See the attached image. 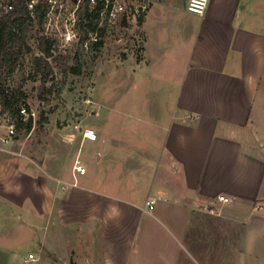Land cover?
Listing matches in <instances>:
<instances>
[{
	"label": "crops",
	"instance_id": "crops-1",
	"mask_svg": "<svg viewBox=\"0 0 264 264\" xmlns=\"http://www.w3.org/2000/svg\"><path fill=\"white\" fill-rule=\"evenodd\" d=\"M163 2L154 0L142 18L136 65L158 89L173 88L174 98L164 90L147 101L143 130L132 129L144 145L111 139L105 171L94 156L86 181L77 179L86 169L64 181L38 175L31 212L48 222L47 243L60 239L87 264H183V255L229 264L209 249L213 233L215 240L233 235L237 259L264 264V0H208L203 15L187 12V0L173 5L185 14L184 47L171 54L145 29L147 14ZM95 132L103 145L106 136ZM67 136L78 148L95 143L79 132ZM219 194L235 200L221 204Z\"/></svg>",
	"mask_w": 264,
	"mask_h": 264
},
{
	"label": "rangeland",
	"instance_id": "rangeland-1",
	"mask_svg": "<svg viewBox=\"0 0 264 264\" xmlns=\"http://www.w3.org/2000/svg\"><path fill=\"white\" fill-rule=\"evenodd\" d=\"M182 4L183 0H164L163 5H153L146 16L145 29L151 32L152 42L157 43L156 48L167 50L168 54L176 47H184L183 41L179 40V27L185 14L173 7ZM86 10L82 9L80 13L85 16L84 20L95 22L93 16L86 18ZM121 25L105 26L102 44L88 52L77 44L63 45L61 40L54 39V54L64 56L61 61L67 65H79L80 70L66 72L51 58L53 72L49 77L54 79L49 80L47 86L52 89L41 106L37 105L39 76L35 79L29 77L34 73L35 57L39 52L33 36L36 27L28 33L26 43L30 51H24L13 72V88L19 98L37 106V117L28 131H21L12 147L14 154L0 153V264H87L83 254L80 253L79 259L75 256L78 249L76 252L62 249L60 239L47 243L45 232L49 224L30 209H33L30 195L35 193V178L45 175L56 176L61 181L72 179V165L78 158L87 173L78 175L77 179H90L96 158L101 170L104 168L111 139L125 146L144 145L139 132L144 128L141 119L149 108V99L158 101L165 91L168 101L174 98L173 88H165L164 92L158 89L161 86L152 79L153 75L148 74L146 67L136 65L145 41L143 24L137 22L127 28ZM124 48H128L125 56L122 54ZM132 66L136 68L134 73ZM91 107L97 115L90 111ZM76 124L101 131L106 136L105 143L102 145L98 140L82 143L78 148V140L71 136L80 133ZM132 129L139 132L133 133ZM67 134L71 137H66ZM64 146L69 148L67 154L63 153ZM96 151H99L98 155ZM57 184L64 185L62 182ZM224 235L220 234L219 240H215L214 233L208 235L209 249L222 253L229 264H249L241 257L236 258L233 235L230 234L227 240ZM29 254L35 259L24 261ZM185 258L184 255L181 257L183 264H202L199 258H196L197 262Z\"/></svg>",
	"mask_w": 264,
	"mask_h": 264
},
{
	"label": "built area",
	"instance_id": "built-area-1",
	"mask_svg": "<svg viewBox=\"0 0 264 264\" xmlns=\"http://www.w3.org/2000/svg\"><path fill=\"white\" fill-rule=\"evenodd\" d=\"M18 2L19 0H0V17L14 10ZM153 2L154 0H24V17L29 21H35L41 6L40 36L50 41L58 38L63 45L77 44L80 49L88 52L102 44L105 26L119 23L122 24L121 27L127 28L139 22ZM207 3L208 0H187L186 10L195 15H203ZM86 8V18L93 16L95 22L84 20L85 16L80 14L81 10ZM96 43L99 44L94 47ZM122 51L127 53L128 48ZM48 60L50 61V58ZM13 72L7 73L5 65L0 66V153L7 154L15 153L12 147L18 141L21 131L25 130L29 120L34 123L37 117V106L19 98L18 92L14 90ZM85 101L89 102L88 99ZM42 104L43 101L37 100L38 106ZM90 111L95 115L98 114L93 107ZM75 128L80 131L82 139L95 141L98 137L91 128L80 127L77 124ZM72 173L74 175L85 173V167L78 158L73 162ZM73 184L75 185L76 182ZM217 200L221 204H227L233 202L235 196L219 194ZM155 202L154 199L148 200V207L152 209ZM34 259L33 254H29L24 261Z\"/></svg>",
	"mask_w": 264,
	"mask_h": 264
},
{
	"label": "trees",
	"instance_id": "trees-1",
	"mask_svg": "<svg viewBox=\"0 0 264 264\" xmlns=\"http://www.w3.org/2000/svg\"><path fill=\"white\" fill-rule=\"evenodd\" d=\"M24 12V0H19L14 10L0 17V66L5 65L7 73H11L16 69L24 51H30V46L27 45L26 38L28 33L36 27L33 36L37 41L39 54L35 57L34 73L30 74L29 77L35 79L39 76L41 84L39 86L38 99L44 101L47 100V94H49L52 89L51 86H47V82L54 79L53 76L49 77L53 72V68L48 58H52L53 61L58 62L66 72H78L80 66H70L63 63L61 60L64 56L54 54V42L39 35L41 31V6L38 9V15L35 21H29L28 18L24 17ZM141 21L142 18L139 19V23H141ZM98 44L99 43L94 44V47ZM77 54L75 58L78 57ZM122 54L125 56L124 53ZM31 126L32 121L29 120L25 129L28 131Z\"/></svg>",
	"mask_w": 264,
	"mask_h": 264
}]
</instances>
